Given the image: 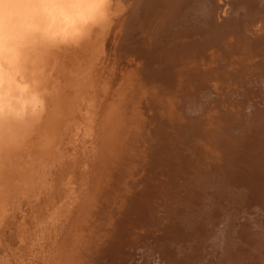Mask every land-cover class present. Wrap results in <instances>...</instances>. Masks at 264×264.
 Wrapping results in <instances>:
<instances>
[{
  "label": "rangeland",
  "instance_id": "obj_1",
  "mask_svg": "<svg viewBox=\"0 0 264 264\" xmlns=\"http://www.w3.org/2000/svg\"><path fill=\"white\" fill-rule=\"evenodd\" d=\"M32 1L33 0H21V2H32ZM122 1L123 0H121V2ZM214 1H215L214 6H218V7H215V9L213 10L215 12V13H213L214 16L212 15L213 22L211 25H213V27L209 26V29L207 27L205 32L204 31L200 32L197 38H192L193 40L190 39V41L188 40V38H190V33H188V32H184L181 35L177 36V32L175 31L179 28V27L177 28V26H179V24H180V26L181 25L187 26L188 24L185 20H184V22L182 20H178L177 18L179 15L177 16V18L175 16H172V18L169 19L168 18L169 15L167 14L168 13V11H167L168 7L163 6L162 8L157 10L159 12L155 11L152 13H147V12L143 13V12H140L138 4H135V2L130 1L129 3H125V6L123 4L122 8H120L118 10H116L117 9L116 8L113 11V15L117 11V16L115 14V16H116V17L114 16L115 20L113 17V22H111V24H109V22H108V25H107V22H106V26H108V29L107 28H101V25L95 27L94 29H92L90 31V35L82 43H80L78 46H75V47L59 46V45L50 46V45H47L45 43H41L40 47H36L35 45H36L37 40H35V39H31L29 42L26 43L27 46H29V45L31 46V48H29L28 51L30 52L33 50V52H31L29 54V52L27 53V51L25 50L23 57H22L23 66H21V65H15L14 66V68H17L15 75L20 76L21 74H23L25 78H30V76H31V79H34V80L36 79L35 82H34V80H32L33 81L32 84L34 83V88H32V90L34 92L33 94H34L35 102L36 101L41 102V104H42V111L39 114V116L37 113L33 114L30 111H26L25 113L27 115L32 114V115H35L34 117H36V116H38V117L36 118V120H33L32 121L33 123L30 124L27 128H19L18 130L20 132H13L10 129V125H8V124L6 126H4V128L2 127L3 129H1L2 133H4V134L6 133V135H7V136L2 135L3 137L1 136V138H0V140L2 139L0 141L1 144H4L2 146L7 147L8 146L7 144H9L10 148L13 150V154L11 153V151L4 154V156H8V157H5L7 159V161H9L11 159V163L9 162L11 164V166H8V167H12V169H13V166L16 167V163H19V162H16L18 160H16L17 157H15L16 156L15 154H17L16 152H18V151L21 152V154H22L21 156H23L24 162L19 163L18 169L9 170L10 172L13 171L10 174L11 177H10L9 181L0 179V264H62V262L64 261L63 257L64 258L66 257V256H64L66 253H64L65 251L63 250L64 249V246H63L64 242H66L64 239L67 238L66 236H68L69 233H70L69 234V236H70L72 234V231L74 233V232H76V230H77V232H79L80 230L81 231L84 230L83 229V227L85 228L84 225H86L87 230L85 228V231L87 234L82 235V233L80 231V233H79L80 235H78V237L79 236L82 237L83 242L86 239V237L88 238V235H89L88 233L91 232L90 233L91 235H89V236H93L92 234L97 232V233H95L96 234V236H95L96 240L98 237L97 234L102 233V234H100L101 238L100 237L99 238L102 239L104 237V240H103L104 244L100 243L101 246L103 245L102 246L103 248L101 246L99 247V243H97V241H95V239L93 238L92 239V240H94L93 243L98 244V246L91 243L92 246H90L89 251L79 249L78 250V253L80 251L79 254H81V253L88 254L89 256H91V258L92 257L95 258V259H91L87 255H85L86 257L84 256V258H85L84 261H80L81 264H90V263L91 264H99V263L100 264H148V263L149 264H151V263L156 264V262H157V264H168L169 260H168L167 256H168V251H170V249H171V245L173 243L172 241L174 240L173 238L177 237L180 240H183L186 237L185 235H189L190 231L192 234L195 232L194 238H197V239L193 238L194 239L193 240L194 242H193L191 239L189 240V237L187 236L188 238H185L183 240L184 241L183 243H182V241L180 242L186 247H184L182 244L179 243L181 246H183V251L185 252V254L183 255L184 252L182 251V256L180 257V259H182V257L184 258L185 256H187V257H185L186 259L180 260L179 264H191L192 262H193L192 264H194V263L200 264L199 261H201V260H202L201 262H204V261L206 262L205 258H207L208 262L210 261L209 263L206 262V264H213V262H215V256H217V257L221 256L220 252L222 249V245L220 246L219 242L223 243L224 241L221 240L220 228L223 226L224 220L219 216L217 217V215L215 214L216 213L215 207H217V210H219L215 201L212 202L211 198L209 200H207V198H209L208 193H209V195L212 194L214 192V189L216 188L215 184H213L214 182H212L214 180V178L216 177V174L221 175L225 172L224 167H222L223 166L222 162L228 161V163H229V161L232 160L233 158L236 159V161L238 160L239 162H240V160L241 161L245 160V162L249 161L250 155L248 153L250 152L249 149H251L249 146H250V144L253 143V142H251V140L249 138L252 137L254 132H256L258 135L259 131H260L259 129L264 128V122H263L264 121V109H263L264 108V105H263L264 104V83H263L264 77L262 76V75H264V73H263L264 72V70H263L264 66L263 65L261 66L263 69H262L260 74H257L259 76H257L255 74V72H258L259 68L257 70V68H255L253 66L254 63L257 61H259V64L260 63L264 64V59L261 58V57L264 58V56L261 54L262 52L257 50V47L260 45H262L264 47V4H262L260 6L261 8H259L258 10L256 9L255 3H252V5H249V6H252L251 16H249L247 18V20L244 21L245 23H243V20H242L241 24L236 25L238 16L236 14H234L236 18L233 16L235 18V19H233L232 14H231L235 11V4L233 3V0H223V1L222 0H214ZM261 1H262V3L264 2V0H261ZM3 3H4V0H0V6H2ZM111 3L114 5L115 2L114 1L112 2V0H111L109 3V6H112ZM220 3H222V4H220ZM224 3H226V4H224ZM126 5H128V6H126ZM123 7H125L124 9H126V8L127 9L124 10L122 13L121 9L123 10ZM219 7H221V8L219 9ZM230 7H231V10L229 9ZM225 9L230 10L229 11L230 13L226 12V11L224 12L223 10H225ZM232 10H233V12H232ZM118 12H119V14H118ZM138 12H140V13H138ZM227 13H229L231 15L229 20L225 19L226 17L230 16ZM122 14H124V15H122ZM120 16H122V17H120ZM117 17H119L118 18L119 20L116 19ZM106 19H108V14H107ZM120 20H121V22H120ZM225 20H227V21H225ZM234 22H236V23H234ZM116 23H118V26L116 25ZM120 23H122V24H120ZM153 23H155V24H153ZM181 23H183V24H181ZM224 24L226 26L225 28H224ZM231 24L232 25L235 24V26L237 27V29H238L237 31L239 32V34L241 36L240 40H242L244 43L246 42L245 46L242 45L243 42H241V44H240V45H242L241 46L242 48L240 47L242 52L241 51L239 52L238 49H235V51L237 50V53L235 52L234 55H231L232 52L230 51L231 52L230 55L232 57L229 55V53L225 54V52H223V50L221 49V46H224V44H227V43L230 44V42H231L230 45H234L235 47L240 46L238 43L235 44L237 33L235 32L236 30H234L233 27L229 26ZM261 24H262V26H261ZM201 25H202V23L199 24L198 26L195 25V30H196V28L197 29L199 28L201 30V27H200ZM109 26H111V28L113 26L114 32H115V29L118 27L117 29H119L122 32V34L118 38V41L116 43H115V41L113 42L114 46H116L118 48H114V46H113L112 48L114 50L116 49V51L111 50V52L109 53V56H108L107 54L109 52V50H108L109 49L108 48V44H109L108 42L109 41L108 40L105 41V38L107 39L108 35H104V34H105V32H107V30H110ZM151 26H152V28H151ZM254 28H256V29H254ZM102 29H104V32ZM100 30H102V31H100ZM99 32H101V33H99ZM153 33H155V34L153 35ZM229 33H231V34L236 33V34H234L233 35L234 37H233ZM168 34H169V36H168ZM259 34H261V35H259ZM103 35L105 36V38H102V37H104ZM222 35L224 37H222ZM228 35H231V36H228ZM89 37H91V38H89ZM128 37H130V38H128ZM95 38H97V39L95 40ZM217 38H218V40H217ZM247 38H248V40H247ZM122 39H126L125 43H124V40H122ZM129 39H131V41ZM173 39H175V40H173ZM245 39L247 41H244ZM111 40H112V38H111ZM128 40H129V42H128ZM216 40L219 42L216 43ZM224 40H225V42H224ZM226 40H227V42H226ZM95 41H96V43H95ZM135 41L136 42L142 41L141 44H143V46L140 45V42L136 43ZM186 41H187V43H186ZM102 42H103V44H102ZM220 42H221V44H220ZM110 43L113 44L112 42H110ZM193 43H196L195 44L196 46L193 45ZM222 43H224V44L222 45ZM201 44L204 47H202V50L200 52L205 53V54L208 53L206 56L209 55L210 57H211L212 52H214L215 55L213 54V56H215L214 59L216 61L217 60L219 61L218 58H220L221 56H222L221 58L223 59L228 55L231 57L229 59L227 56V58L230 61L229 63H231V64L228 65V69H226L227 65H226V68L224 67L225 65H221L222 72L217 73L216 71H214L215 73L211 74V76H210V79H212L211 81L208 80L209 77L206 81V78H207L206 76H205L206 78H204L202 76L200 78V76H198L199 80L200 79L201 80L200 81L198 79L197 80L199 82H201V84L197 82V85L194 87V89H192L193 88L192 85H195V84L192 80V77L190 76L192 74L189 72H191L194 69L192 67L195 64V62H196V64H195L196 67L198 65L199 68H200L201 64L203 63V61L207 62L205 65H202L201 67L202 68L206 67L207 69L206 68L205 69L209 72H210V70H211V72H213L211 68H213L215 66V65L213 66V64L216 63V61H214L213 58H208L209 56L206 59V58H204L205 55H202V53L199 55V53H200L199 50L201 49V46H202ZM126 45H128V46H126ZM160 45H161V47H160ZM186 46H187V48H186ZM214 46H215V48H214ZM219 46H220V48H219ZM248 46L252 47V49H250ZM181 47H182V49H180ZM243 47H245V48H243ZM260 47H258V48H260ZM103 48H106V50ZM144 48H146V50ZM161 48L163 50H161ZM183 48H184V50H183ZM254 48L261 55H259ZM147 49H148V51H147ZM171 49H173V53L178 51L177 49H180L181 52L178 54L176 52L175 54L172 55V58L170 59V62H169V63H171V62L172 63L170 64L169 69L171 70V72L178 69L180 73L178 72L177 75L175 73H173V74L171 73L168 75L169 77H167V78L163 77V80H162V78H160L157 75V72H156L157 70L155 69L156 63H159V61H160L159 55L164 54L163 57L166 58L165 53L171 52ZM36 50H37V52H36ZM150 50L152 51V53L150 52ZM249 50H250V53L247 54V52ZM208 51H210V52H208ZM220 51H222L223 53ZM105 52H106V54H105ZM112 52H114V54L115 53L116 54L114 55ZM143 52H145V53H143ZM146 52H148V55ZM138 53H140V54H138ZM187 53H189V55ZM241 53H243L244 56ZM244 53H246L247 55ZM251 53H253L252 54L253 57L250 55ZM103 54H105V55H103ZM149 54L150 55L152 54L151 55L152 57ZM193 54H196L197 56L199 55L200 58L203 59V61L199 57L196 58V55L192 56ZM220 54H222V55L220 56ZM110 55H113L114 57L112 56V58H111ZM182 55H184V56H182ZM236 55H239V56H236ZM245 55H246V57H245ZM29 56H30V58H29ZM100 56L103 57L102 58L103 60H104V57L106 56L105 57L106 59L104 60V62L102 60H101L102 62H100V59H101ZM216 56H218V57L216 58ZM156 57H157V59H155ZM191 57H193V59ZM235 57L238 59V61L241 60V62H243L244 59H246V61L248 60L249 64L246 65L245 71H244V68L242 69V71H240L241 72L240 74H242V75L239 74V71L234 72L231 69V68H237V63L235 62L237 60ZM242 57L244 59H242ZM135 58H136V61H134ZM149 58L152 60H150ZM153 58H154V60H153ZM184 58H186V59H184ZM194 58H196V60H194ZM113 59H115L116 61L115 60L113 61ZM139 59L141 61H139ZM179 59H181V61ZM231 59H232V61H231ZM176 60H178L177 61L178 64L176 63ZM198 60L200 62L199 63L200 65L197 64ZM211 60L214 61V63H210ZM137 61H139V62H137ZM109 62H111V64ZM148 62H150V63L152 62V63L148 64ZM173 62H175V63H173ZM95 63H98V64H95ZM106 63H107V65L109 64L110 67L105 66ZM136 63H139V64H136ZM181 63H183V65ZM209 63L212 65H210ZM99 64L102 68L99 66ZM101 64L104 66H102ZM131 66L133 68H130ZM177 66H178V68H177ZM98 67H100V68L98 69ZM104 67H106V68H104ZM138 67H139V69H138ZM261 67H260V69H261ZM109 68H110V70H109ZM22 69H23V72L21 73ZM96 69H97V71H96ZM101 69H103V71H101ZM129 69H135V70H133L135 72V73L133 72V74H136V75H134L135 80H139V81L142 80L140 82V85L138 84L139 88H137V91H134V89L131 88L132 86L130 87L132 93L138 92L137 94H140V97H139V95L136 94V96H138L136 98V102L141 101V103H139L140 104L139 106L136 104L137 105V108H135L136 111L134 110V108H131V109H132V112L135 111L132 113L134 115L133 118L135 117V115H137L139 117V119H141V120L143 119L142 123H143L145 131L147 133H145V134L143 133L141 135V138H139L138 141H134V147L135 148L133 150L131 148H130V150L128 149V144L126 142H125L126 145L122 144V145L126 146L125 152H123L125 157H124V155L121 157L122 153L119 156H120V158H125L123 161L124 168H123V171L119 172V174H116V177L114 178L115 180L111 182V180H113L112 175H107V176H109L108 177L109 179H107V176L103 177L104 173H101L102 176L100 175V177H99V175H97V170L94 168L96 167L95 164H97L99 159L102 160V157H103V156H101V155H103L102 151L99 152V150H101L100 145L102 147V144H101V142H99V139L100 138L103 139V137L101 135V132H102L101 129H103V124H102V123H104L103 120L106 121L105 120V116H106L105 112L110 107L116 108V106L114 105L115 103L110 102V101L112 99H113L112 101H114V102H117V100H119V99H117L116 96L119 94H122V92H119L120 88H122V87H124V89L123 88L121 89V91L124 90V92H123L124 95H122V97L124 96L123 98H125L123 100V102L129 100V97H127V96L128 95L130 96L132 94V93L126 94V93L130 92V88L126 91V88L130 86V85L128 86L126 84L132 83V82H129L130 79L128 80V78L126 77V76H128V75H126V72H128L127 70H129ZM137 69H138V71H136ZM152 69H154V70H152ZM99 70L103 73H101ZM104 70H106V71L109 70V71L106 72ZM225 70H227V71H225ZM246 70H248V71H246ZM98 71L100 73H98ZM111 72H113V73L111 74ZM107 73L111 77H114V75L116 74L118 79L121 78L120 79L121 83L117 81L118 79L116 80V76H115V80L117 82L115 81V83L113 81L114 78L111 79L110 76H108V78L110 77L109 78L110 80L108 78L106 80L105 77H106ZM220 73L222 76L219 75ZM250 73H251V75H252V73H254L252 75V77L250 76ZM99 74H101L100 76H102V77H100ZM119 74H121V75H119ZM215 74H216V79H214L212 77V76L215 77ZM38 75L39 76L43 75V76L39 77ZM119 76H122V77H119ZM138 76L140 77V79ZM141 76H143L144 78ZM103 77H104V81H102ZM145 77L149 78L147 83L144 82ZM249 77H251V78H249ZM132 78H133V76H132ZM202 78H204L205 80H203ZM125 79H126V81H125ZM42 80L45 83H43ZM94 80H96V81H94ZM38 81H40V83H38ZM191 81H192V83H191ZM223 81H224V83H223ZM125 82H126V84H125ZM142 82L146 83L147 85L142 84ZM172 82H173V84H172ZM202 82H204V83H202ZM225 82H227V83H225ZM116 83H120L121 85L116 84ZM219 83L222 85L219 86ZM236 83L238 85H236ZM35 84H37L36 85L37 87H35ZM111 84L114 85L113 88H112ZM166 84H167V86H166ZM174 84H175V88L170 89L169 86L172 85L171 87H174ZM116 85H117V87H119L118 89L116 88ZM230 85H231V87H230ZM43 86H45V87L43 88ZM83 86H84V88H82ZM41 87H42V89H41ZM188 87L190 88L189 89L190 92H189V90H186V89H188ZM111 88L114 92L111 90ZM222 88H224L226 93L224 92V90ZM228 88L231 89V91L226 90ZM148 89L150 92L148 91ZM179 89H180V91H179ZM251 89H253V90H251ZM34 90H36V91H34ZM157 90H158V93H157ZM177 90L180 94L179 93L177 94ZM181 90H182V93H181ZM198 90H199V92H197ZM106 91L110 92L111 94H114V95H111L110 93L107 94ZM125 91H126V93H125ZM151 91H152V93H151ZM191 91H193V94ZM234 91H235V93H234ZM228 92L231 95H229ZM189 93L191 95H193V97L191 95H189ZM115 94H116V96H115ZM215 94H217L218 96ZM261 94H262V96H261ZM62 95H64L65 98L67 99V104L68 105L70 104L69 106L67 105L65 108L61 107V104L58 103L59 102L58 98H60ZM108 95L110 97L111 96L112 97L115 96V97L110 99V97ZM147 95H149L148 98L150 99V101L147 100L148 99ZM67 97L70 100H68ZM49 98H50V100H49ZM120 98H121V96H120ZM130 98H131V96H130ZM237 98H238V100H237ZM249 98H251V99H249ZM57 99H58V101L55 102ZM144 99H145V101H144ZM152 100H154V101H152ZM181 100H182V102H179ZM242 100H244V101H242ZM257 100H258V102H257ZM71 101H72V104L70 103ZM108 101L110 102L109 104H108ZM147 101H149V102H147ZM212 102H214V103L212 104ZM150 104L155 105V107L153 105H150ZM158 104H159V106H158ZM239 104H241L242 106ZM224 105H226V107ZM120 106H121V104H120ZM245 106H246V108H245ZM67 107H69V108H67ZM70 107H72V108H70ZM177 107H180V108H177ZM256 108L258 110H256ZM181 109H182V111H181ZM250 109H252V110L250 111ZM137 111H139V112H137ZM176 111H177V113H176ZM52 113H54V114H52ZM197 113L199 114L198 116H197ZM208 113L211 114L212 116L211 115L207 116ZM144 115L146 117H148V119ZM191 115H193L195 117H193V116L191 117ZM200 115L203 116V119L199 117ZM235 115L237 117H235ZM243 115H245V116H243ZM101 116H102V118H101L102 120L99 118ZM196 116H197V118H196ZM242 117L244 118L243 120L241 119ZM97 118H99L98 119L99 121L97 120ZM208 119L210 120L209 122H207ZM233 119H234V121L232 122ZM54 120H55V122H54ZM100 120H101V122H100ZM177 120L180 122H178ZM212 120H214V122ZM198 121L200 123H198ZM253 121L255 123H253ZM97 122L100 124H98ZM176 122L182 124L179 128L183 127V129L180 130L183 134L180 133V135H178L177 133H179V132H177V131L174 132V130H176V129H173V128H175L174 126H175ZM127 123L129 124V122H127ZM190 123H195V125L197 123L196 126L193 125V127H192V128H195L193 130H196V131H192V129H191V133L189 132V129H187V126ZM231 123L233 124V126ZM132 124H133V122H130V125H132ZM184 124H186V125H184ZM227 124H229V125H227ZM234 124L236 126H234ZM96 125H98V126H96ZM130 125H128V126H130ZM8 126H9V128H6ZM197 126H200L202 128V130L200 129V127L197 130V128H196ZM207 126H208V128H207ZM221 126L224 128H222ZM157 127H158V129H157ZM165 127H166V129H165ZM225 127H227V128L230 127V129L227 130V128H225ZM203 128H205V129L203 130ZM224 129L227 130V133ZM232 129L235 131H233ZM10 130H11V132H9ZM183 130H185V131L183 132ZM161 131H163L162 134H160ZM171 131H172V133H170ZM229 131H230V133H229ZM168 133H169V137H168ZM173 133H174V135H173ZM225 134H227L229 136H227V135L225 136ZM217 135L223 141L221 139L219 141L216 140ZM249 135H251V136H249ZM196 136H197V138H196ZM163 137L167 140H165ZM173 137H176V138H173ZM228 137H230L229 140H228ZM219 138H217V139H219ZM15 139H17V140H15ZM158 139H159V141H158ZM11 142H13L14 144H10ZM97 143L98 144L100 143V145H97ZM161 146L164 147L165 149L162 148ZM193 146H195V147H193ZM211 146H215V147L211 148ZM235 147H237V148H235ZM155 148H156V150H155ZM213 148H215V149L212 150ZM122 149H123V147H122ZM102 150H103V147H102ZM161 150H163V151H161ZM122 151H124V149ZM128 152H130V153H128ZM163 152H164V154H163ZM9 153H10V156H9ZM229 153H230V155L228 156ZM95 154L96 155L99 154V159H98V156H96ZM234 154H235V157L233 156ZM11 156H13V157H11ZM95 156L97 157L98 161H96L97 159ZM100 156H101V158H100ZM126 156L128 157L129 161L126 160L127 159ZM179 157H181V158H179ZM8 158H10V159H8ZM13 160H15V161H13ZM164 160L165 161L170 160L171 165L165 164ZM125 161H127L128 164L125 163ZM12 162H14V163L12 164ZM63 163L66 164V166ZM167 165H169V167ZM178 166H179V168H178ZM202 167H203V169H202ZM60 168H61V171H60ZM213 168H215V169H213ZM124 169H126V170H124ZM194 169H196V170H194ZM117 171H119V170L117 169L116 172ZM196 171H199V172H197V174L200 173L199 174L200 176L195 174ZM215 171L217 173L216 174L214 173V175H211ZM63 172L64 173L66 172V174H64ZM100 172H102V170ZM100 172H99V174H100ZM148 172L149 173L152 172V173L149 174ZM208 172H210V173H208ZM58 173L62 174L63 177L58 179V181H59L58 186L56 185V187H55L54 185H55V182H57V181H55L54 179L57 178L56 176L59 175ZM121 174L123 175V177ZM144 174H145V176H144ZM147 174H149V175H147ZM150 175H151V177H150ZM152 175H155V176H152ZM170 176H172V177H170ZM146 177H149V179L153 178L155 180L152 179L153 183H151V181H149ZM165 177H167V178H165ZM100 178H101V180H100ZM98 180L103 182L102 183L103 186H100L101 182ZM107 180L108 181L110 180L109 183ZM53 181H55V182H53ZM96 181H98L100 184L97 183ZM105 181H106V186L104 185ZM185 181H186V183H185ZM95 182L97 184H99V187H100V189H102V192H100L101 190L99 189V187H96L97 184L94 186ZM146 182L148 183L149 187H145V186H147ZM154 182H155V184H154ZM138 183H140V185ZM144 183H146L145 186L143 185ZM156 183H157V185L158 184L159 185L157 186ZM52 184H54V185H52ZM124 184L126 185V187ZM245 185L246 184H242V185L238 184V185H236V187L238 186V187L245 189V187H247ZM142 186H143V188H142ZM242 186H244V187H242ZM102 187H104V188L106 187V189L104 190ZM140 187L142 190L140 189ZM204 187L206 190L204 189ZM207 187H208V189H210L209 190L210 192L208 191ZM93 188L95 191L93 190ZM144 188H148V189H150V191L147 190V192H146V191H144V190H146ZM193 188H195V189H193ZM98 189H99V191H98ZM90 190H92V192ZM140 190H141V192L143 191V192L148 193V194L145 195L143 192H142L143 194H141V192H139ZM137 191H138V193H137ZM201 191L202 192L205 191V193L204 192L202 193ZM93 192H96L97 194L93 193ZM56 193H57V195H56ZM59 193H60L61 197L59 196ZM92 193L94 195H96L97 197H95ZM200 193H202V194H200ZM139 194H140V196H139ZM206 194H207V196H205ZM53 195H55V196H53ZM143 195H144V197H143ZM135 196H136V198H135ZM101 197L103 198V200H101L103 205L101 204V206H99L98 203L99 204L101 203V201H100ZM189 197L192 199H190ZM198 197L200 198V200ZM205 197H207V198H205ZM94 198L97 199V201H96L97 206L95 205V207H94V205H93V207H92V203L95 202V200H96V199L94 200ZM137 199H138V201H137ZM202 199H203L204 203L202 202ZM219 199L220 198L218 196V202H220L222 200V199H220V200ZM92 200H93V202H92ZM191 200H194V201L191 202ZM197 201H198V204H195V203H197ZM263 201H261V202H263ZM205 202H206V204H205ZM209 202L213 203V204H210ZM208 205H210V206H208ZM197 206H199V207H197ZM203 206L209 208L210 211H211V208L213 209L212 210L213 215L210 213L212 215V216H210V214H209L210 225L207 224L210 228H208L207 225H205V224L202 225L201 223H203V221L201 223H199L201 221L199 215L200 214L204 215L203 211H201L202 209H204ZM221 206H223V205H221ZM255 206L256 207L251 208L250 210L247 209L246 211L254 215L252 220H254V224L256 226L257 225L256 220L261 219V217H262L261 215L264 212V209L262 211H260L261 215L258 214L259 216H261V217H259L258 215L256 216V210H257V207H259V206L258 205H255ZM89 208L91 209L90 212L93 211L92 214L87 211V210H89ZM196 208H197V210L200 209V211L203 214L200 211H197ZM106 209H109V210H106ZM193 209H195V211ZM240 210H242V208L241 209H239V208L235 209V213H238ZM86 211L88 212V214L90 213L92 215L91 216V215L87 214L88 216L91 217V218L88 217L87 218L88 220L86 219V214L84 213ZM108 211H110V212H108ZM190 211L192 212V214ZM250 211H252V212H250ZM170 212H171V214H170ZM107 213L110 215L109 216L110 218L108 217L110 219L109 220L110 223H109V221H107L108 218H106L108 216ZM101 214H102V216H99ZM104 215H105V217H104ZM191 215H194V216L192 217ZM242 215H243V213L239 212L238 213V219H242L241 218ZM263 215H264V213H263ZM82 216H85V217H82ZM94 217H95V219H94ZM102 217H104V218H102ZM121 217H124V218H121ZM196 217H198V218L196 219ZM89 218H90V220H89ZM99 218H101V219H99ZM136 218H137V221L135 220ZM219 218H220V220H219ZM82 219L84 221H82ZM211 219H213V221H211ZM101 220L103 223L106 220V223H104L102 225ZM190 220H191V222H188ZM198 220H200V221H198ZM214 220L216 222H214ZM97 221L101 222V223H98ZM112 221L114 224L112 223ZM184 221H186V222L184 223ZM196 221H198L199 225H198V223H196ZM221 221H223V222H221ZM80 222L81 223L84 222L85 224L83 223V225H82ZM95 222H97V223H95ZM242 222H245V221H243V219H242ZM187 223H191V225L189 224V226H187L186 225ZM192 223H194V224H192ZM217 223H219V224H217ZM95 224H97V225H95ZM99 224L101 227L98 228L97 226H99ZM166 224H168V225H166ZM184 224L187 227L183 226ZM94 225L96 226V228H98V230L101 229L102 232H101V230L98 231L97 229H96L97 231L95 229L93 230L92 228L94 227ZM105 225H106V227H105ZM195 225L198 226L197 228H195V230H191L188 228V227L191 228ZM81 226H83V227H81ZM102 226L107 228L106 233L104 232L105 230L103 231V229H105V228H103ZM110 226H112L111 232H109ZM241 226L242 227L245 226L244 223H242ZM90 227H92V228H90ZM233 227H234V225H233ZM60 228H62V229H60ZM88 229L89 230L92 229L93 231L92 230L88 231ZM255 230H257V226L255 227ZM85 231H82V232L84 233ZM198 231H200L201 233ZM98 232H100V233H98ZM154 232H156V233H154ZM158 232H159V234H158ZM187 232H189V233H187ZM104 234H106V235H104ZM141 234H143V235H141ZM85 235H87V236L85 237ZM214 235H215V238H214ZM108 236H109V238H108ZM202 236H204V237H202ZM204 239H206V240H204ZM92 240L91 241L89 240V241L92 242ZM99 240H98V242H99ZM188 240H189V243L191 242L190 245H188L189 243H187ZM207 240H210V241L207 242ZM185 241L187 244L185 243ZM205 241L207 243L210 242L208 244L209 247L207 246ZM87 243H88V241H87ZM140 244H141V246H140ZM196 244H197V246H196ZM204 244H205V246H204ZM191 245H192V248L194 247L193 250H195V252H193ZM243 245H244V243H243ZM188 246H190L189 247L190 249L187 248ZM201 246H203V247H201ZM91 247H92V250H91ZM107 247H108V249H107ZM110 247H111V249H110ZM212 247H213V249H212ZM236 247H232L229 249L230 254H232L234 252L232 255V258L235 255ZM86 248H89V247H86ZM184 248L186 251L184 250ZM204 248H206V249H204ZM187 250H189V251H187ZM212 250L214 251V253L212 252ZM138 251H139V253H138ZM207 251L208 252L210 251L213 254L210 255L211 253L210 252L208 253ZM131 254H132V256H131ZM109 255H110V257H109ZM60 256H62V258ZM70 256L66 257V258H68L67 260L69 261L71 259V261H73L72 260L73 256L72 255H70ZM99 256L101 259L99 258ZM101 256H103V257H101ZM196 256L199 257L200 260L198 258H196ZM209 256H211V257H209ZM188 257L191 258V260ZM201 257L204 259H201ZM158 258H160V260ZM192 258H194V259H192ZM232 258H230L229 260L231 261ZM195 259H197L199 261L197 262ZM234 259H235V257L232 260H234ZM157 260H159V261H157ZM185 260H188V261H185ZM80 262H77V264H80Z\"/></svg>",
  "mask_w": 264,
  "mask_h": 264
},
{
  "label": "bare ground",
  "instance_id": "obj_2",
  "mask_svg": "<svg viewBox=\"0 0 264 264\" xmlns=\"http://www.w3.org/2000/svg\"><path fill=\"white\" fill-rule=\"evenodd\" d=\"M110 1L111 0H100V2L101 3H104V4H106V6H107V14H108V19H106V21H104L103 23H101L100 25H101V28H107L108 29V26H106V22H107V25H108V22H109V24H111V22H113V17L115 16V14H116V16H117V11L115 12V14L113 15V11L116 9V10H118V9H120V8H122V6H123V4H124V6H125V3H129L130 1H133V2H135V4H138L139 5V10H140V12H143V13H145V12H147V13H152V12H155V11H157L158 9H160V8H162L163 6H166V7H168V18L169 19H171L172 18V16H175L176 18H177V16H178V20H182L183 22H184V20L187 22V26H185V25H181L180 26V24H179V26H177V30H175L176 32H177V36H179V35H181L182 33H184V32H188V33H190V38H188V40L190 41V39H192V38H197L198 37V35H199V33L200 32H205L206 31V28L208 27V29H209V26H211V27H213V25H211L212 24V22H213V17H212V15H213V13H215L213 10L215 9V7H218V6H214V0H123L122 2H121V0H112V2L114 1L115 3H114V5L111 3V5L112 6H109V3H110ZM223 1V0H222ZM32 2H43L42 3V6H41V9L39 10V12L37 13V15H36V18L29 24V28L31 29V32L32 33H30L28 36H26V37H18L15 41H14V43H13V45H12V49H13V53H14V56H13V67H12V71H11V75L10 76H8V75H6V73L3 71V65H2V63H0V131H1V129H3L4 128V126H6L7 124L8 125H10V129L13 131V132H20L18 129L19 128H27L30 124H32L33 122V120H36V118L39 116V114L41 113V111H42V104H41V102H35V99H34V92H33V90H32V88H34V83L32 84V80H34V79H31V76H30V78H25L24 77V75L23 74H21L19 77L18 76H16L15 75V73H16V71H17V68H14V66L15 65H21V66H23V63H22V57H23V54H24V52H25V50L27 51V53L29 52L28 50H29V48H31V46L29 45V46H27L26 45V43L27 42H29L31 39H35V40H37L36 39V36H35V33H37V32H39V33H41V35H42V37L43 38H51V39H55L56 37H58V36H64V37H66V36H69V35H72V34H74V32H73V29L75 28V26L78 24V23H82V22H86L88 19H90L91 17H92V15H93V12H92V4L91 3H93V2H95V0H33ZM119 3V4H118ZM233 3L235 4V11L233 12V10H232V12L233 13H231L232 14V18L233 19H235L236 17H235V15L234 14H236L237 16H238V18H237V23L236 22H234V23H236V25L238 24H241L242 22V20H243V23H245L244 21H246L247 20V18L249 17V16H251V14H252V12H251V8H252V6H249V5H252V3H255V6H256V9L258 10L259 8H261L260 6L262 5V4H264V2L262 3V1L261 0H233ZM218 4V3H217ZM220 4H222V3H220ZM224 4H226V3H224ZM223 4V5H224ZM228 4V3H227ZM126 6H128V5H126ZM227 6V5H226ZM233 6V5H232ZM225 7V6H224ZM125 7H123V10L121 9V11H122V13H123V11L124 10H126V9H124ZM221 7H219V9H220ZM230 10H231V7L229 8ZM222 10V9H221ZM230 10H223L224 12L226 11V12H229ZM222 11V12H223ZM140 12H138V13H140ZM157 12H159V11H157ZM125 13V12H124ZM219 13V12H218ZM217 13V14H218ZM230 13V12H229ZM229 13H227L228 15H230ZM118 14H119V12H118ZM121 14V13H120ZM154 14V13H153ZM216 14V15H217ZM122 15H124V14H122ZM115 16V17H116ZM214 16V15H213ZM235 18H234V17ZM115 17H114V20H115ZM120 17H122V16H120ZM160 17V16H159ZM231 17V15L230 16H228V17H224L225 19H227V20H229V18ZM119 17H117L116 19H118ZM148 18V17H147ZM165 18V17H164ZM221 18V17H220ZM223 18V17H222ZM136 19V18H135ZM163 19V18H162ZM108 20V21H107ZM119 20V19H118ZM126 20V19H125ZM158 20V19H157ZM223 20V19H222ZM227 20H225V21H227ZM235 21V20H234ZM120 22H121V20H120ZM166 22V21H165ZM173 22V21H172ZM259 22V21H258ZM119 23V22H118ZM118 23H116V25L118 26ZM158 23V22H157ZM202 23V25L200 26L201 27V30L198 28H196V30H195V25H199V24H201ZM113 24V23H112ZM115 24V23H114ZM120 24H122V23H120ZM153 24H155V23H153ZM181 24H183V23H181ZM229 24V23H228ZM114 26V25H113ZM113 26H112V28H111V26H109V29L110 30H107V32H105V34L104 35H108V37H107V39L105 38V36L104 37H102V38H105V41H109L107 44H108V50H109V52H108V56H109V53L111 52V50L112 51H116V49L114 50L112 47L114 46V41H115V43L118 41V38L121 36V34H122V32L119 30V29H115V32H114V28H113ZM153 26V25H152ZM152 26H151V28H152ZM230 27H233L234 28V30H236L235 32L237 33H233V34H231V33H229V34H231L232 36L234 35V34H236L237 36H236V41H235V44L236 43H238L239 45L241 44V42H243L242 40H240V38H241V36H240V34H239V32L237 31L238 29H237V27L235 26V24H231V25H229ZM261 26H262V24H261ZM115 27V26H114ZM133 27V26H132ZM131 27V28H132ZM187 27V28H186ZM210 27V28H211ZM218 27V26H217ZM226 26H225V24H224V28H225ZM236 27V28H235ZM130 28V29H131ZM175 28V27H174ZM252 28V27H251ZM254 29H256V28H254ZM103 30V32H104V29H102ZM102 30H100V31H102ZM151 30V29H150ZM172 30V29H171ZM153 31V30H152ZM150 32V31H149ZM169 32V31H168ZM174 32V31H173ZM222 32V31H221ZM99 33H101V32H99ZM107 33V34H106ZM263 33V32H262ZM152 34V33H151ZM155 33H153V35H154ZM211 34V33H210ZM254 34V33H253ZM90 35V34H89ZM99 35V34H98ZM231 35H228V36H231ZM240 37H239V36ZM259 35H261V34H259ZM97 36V35H96ZM131 36V35H130ZM135 36V35H134ZM168 36H169V34H168ZM166 37V36H165ZM188 37V36H187ZM222 37H224L223 35H222ZM234 37V36H233ZM247 37V36H246ZM245 37V38H246ZM89 38H91V37H89ZM111 38H112V40H111ZM128 38H130V37H128ZM97 38H95V40H96ZM185 39V38H184ZM187 39V38H186ZM199 39V38H198ZM223 39V38H222ZM244 39V38H243ZM103 40V39H102ZM111 40V41H110ZM122 40H124V43H125V40L126 39H122ZM121 40V41H122ZM130 41H131V39H129ZM129 40H128V42H129ZM173 40H175V39H173ZM193 40V39H192ZM196 40V39H195ZM217 40H218V38H217ZM216 40V43L217 42H219V41H217ZM247 40H248V38H247ZM246 39L244 40V41H247ZM104 41V40H103ZM166 41V40H165ZM180 41V40H179ZM178 41V42H179ZM184 41V40H183ZM231 41V40H230ZM229 41V42H230ZM110 42H112L113 44H111ZM136 42V41H135ZM134 42V43H135ZM138 42H140V41H138ZM138 42H136V43H138ZM224 42H225V40H224ZM226 42H227V40H226ZM41 43H44L43 42V40H37V42H36V47H40V44ZM95 43H96V41H95ZM105 43V44H106ZM123 43V44H124ZM133 43V42H132ZM142 43V41L140 42V45H142L143 46V44H141ZM157 43V42H156ZM183 43V42H182ZM186 43H187V41H186ZM185 43V44H186ZM244 43V42H243ZM242 43V45H244L245 46V44H246V42L243 44ZM251 43V42H250ZM94 44V43H93ZM102 44H103V42H102ZM196 43H193V45H195ZM204 44V43H203ZM209 44V43H208ZM220 44H221V42H220ZM224 43H222V45H223ZM230 44H231V42H230ZM229 43H227V44H224V46H221V49L223 50V52H225V54H227V53H229V55H230V53L232 52V54L231 55H234V53L236 52L237 53V50L235 51V49H238V51L240 52L241 51V49H240V47L242 46V45H240V46H238V47H235L234 45H230ZM248 44V43H247ZM117 45V44H116ZM133 45V44H132ZM150 45V44H149ZM184 45V44H183ZM202 45V44H201ZM107 46V45H106ZM110 46V47H109ZM124 46V45H123ZM122 46V47H123ZM126 46H128V45H126ZM130 46V45H129ZM141 46V47H142ZM188 46V45H187ZM187 46H186V48H187ZM196 46V45H195ZM207 46V45H206ZM205 46V47H206ZM216 46V45H215ZM215 46H214V48H215ZM261 46V47H260ZM260 46H258V47H260V48H258L257 46V50L258 51H260V52H262L261 54L264 56V47L262 46V45H260ZM3 42L2 41H0V58H2V55H3ZM104 47V46H103ZM138 47V46H137ZM160 47H161V45H160ZM189 47V46H188ZM202 47H204L203 45L201 46V49L199 50V52L202 50ZM217 47V46H216ZM250 49H252V47H250V46H248ZM35 48V47H34ZM114 48H118V47H116V46H114ZM125 48V47H124ZM133 48V47H132ZM136 48V47H135ZM219 48H220V46H219ZM218 48V49H219ZM242 48V47H241ZM243 48H245V47H243ZM263 48V49H262ZM33 49V48H32ZM103 49H105L106 50V48H103ZM145 50H146V48H144ZM152 49V48H151ZM180 49H182V47L180 48ZM180 49H177L178 51H176L177 52V54L178 53H180L181 51H180ZM248 49V48H247ZM255 49V48H254ZM107 50V51H108ZM122 50V49H121ZM132 50V49H131ZM144 50V51H145ZM161 50H163L162 48H161ZM183 50H184V48H183ZM217 50V49H216ZM256 50V49H255ZM257 50H256V52H257ZM147 51H148V49H147ZM158 51V50H157ZM196 51V50H195ZM211 51V50H210ZM210 51H208V52H210ZM231 51V52H230ZM253 51V50H252ZM31 52H33V50L32 51H30L29 52V54L31 53ZM36 52H37V50H36ZM101 52V51H100ZM138 52V51H137ZM136 52V53H137ZM141 52V51H140ZM150 52L152 53V51L150 50ZM149 52V53H150ZM175 52V53H176ZM184 52V51H183ZM192 52V51H191ZM197 52V51H196ZM219 52V51H218ZM220 52H222V51H220ZM222 52V53H223ZM242 52V51H241ZM247 52V51H246ZM113 54H114V52H112ZM111 53V54H112ZM120 53V52H119ZM142 53V52H141ZM143 53H145V52H143ZM147 53V55H148V52H146ZM172 53V54H171ZM175 53H173V49H171V52H167V53H165L166 54V58L165 57H163V55H159V59H160V61H159V63H156V72H157V75L160 77V78H162V80H163V77L164 78H167V77H169L168 75L169 74H173V73H175L176 75H177V73L179 72V70L177 71V70H174L173 72H171V70L169 69V67H170V64L172 63H169L170 62V59L172 58V55L173 54H175ZM193 53V52H192ZM202 52H200L199 53V55L201 54ZM216 53V52H215ZM248 53H250V50L247 52V54ZM255 53V52H254ZM259 55H261L259 52H257ZM105 54H106V52H105ZM105 54H103V55H105ZM116 54V53H115ZM114 54V55H115ZM138 54H140V53H138ZM186 54V53H185ZM188 55H189V53H187ZM197 54V53H196ZM196 54H193L192 56H194V55H196ZM208 53H202V55H207ZM211 54V53H210ZM213 54H214V52H212V54H211V57L209 56H204V58H206L207 59V57L208 58H213V60L214 61H216L215 59H214V57L215 56H213ZM217 54V53H216ZM242 55H243V53H241ZM244 54H246V53H244ZM246 54V55H247ZM252 54L253 53H251L250 55L252 56ZM129 55V54H128ZM150 55V54H149ZM152 55V54H151ZM150 55V56H151ZM154 55V54H153ZM197 56L196 55V58H200V56ZM215 55V54H214ZM222 54H220V56H221ZM230 55V56H231ZM246 55H245V57H246ZM107 56V57H108ZM111 56V58H112V56L113 55H110ZM134 56V55H133ZM182 56H184V55H182ZM181 56V57H182ZM213 56V57H212ZM225 56V55H224ZM228 56V55H227ZM227 56L225 57V58H218L219 59V61L217 62L216 61V63H214V61H212L211 60V62L210 63H214L213 64V68H211L212 69V71L213 72H211V70H210V72L209 71H207L206 69V67H204V68H202L201 66L202 65H205L207 62H205V61H203V59L202 58H200V59H202V61H203V63L201 64V66H200V68L198 67V65H197V67H196V62H195V64L193 65V67L192 68H194L191 72H189V73H191L192 75H190L191 77H192V80H193V82H194V84L195 85H192V89H194V87L197 85V82L198 83H200L201 84V82H199L200 80H199V77L198 76H200V78H201V76L202 77H204V78H206V81H207V79H208V77H209V79L208 80H212V79H210V76H211V74H214L215 72L214 71H216L217 73L218 72H222V68H221V65H225L224 67L226 68V65H227V68L226 69H228V65L229 64H231V63H229L230 61H229V59L232 57H230V56H228V58H227ZM236 56H239V55H236ZM244 56V55H243ZM249 56V55H248ZM258 56V55H257ZM42 57V56H41ZM101 57V59H100V62H104V60L106 59L105 57H104V60L102 59L103 57L102 56H100ZM114 57V56H113ZM117 57V56H116ZM126 57V56H125ZM152 57V56H151ZM175 57V56H174ZM202 57V56H201ZM218 56H216V58H217ZM253 57V56H252ZM255 57V56H254ZM29 58H30V56H29ZM192 59H193V57H191ZM196 58H194V60H196ZM236 58V57H235ZM234 58V59H235ZM239 58V57H238ZM241 58V57H240ZM262 59H264L263 57H261ZM109 59V58H108ZM107 59V60H108ZM150 59V58H149ZM155 59H157V57L155 58ZM158 59V60H159ZM166 59V60H165ZM184 59H186V58H184ZM190 59V58H189ZM199 59V60H200ZM242 59H244L243 57H242ZM48 60V59H47ZM97 60V59H96ZM102 60V61H101ZM110 60V59H109ZM115 59H113V61H114ZM138 60V59H137ZM148 60V59H147ZM150 60H152V59H150ZM153 60H154V58H153ZM180 61H181V59H179ZM199 60H198V62H197V64H199L200 62H199ZM205 60V59H204ZM210 60V59H209ZM236 60L237 61H235L236 63H237V68H231L232 69V71H239V74L241 73L240 71H242V69L244 68V71H245V67H246V65H248L249 63H248V60L246 61V59H244L243 60V62H241V60H239L238 61V59L236 58ZM98 61V60H97ZM112 61V60H111ZM116 61V60H115ZM128 61V60H127ZM134 61H136V58H135V60ZM139 61H141L140 59H139ZM139 61H137V62H139ZM173 61V60H172ZM177 61L178 60H176V63H177ZM201 61V60H200ZM231 61H232V59H231ZM262 61V60H261ZM40 62V61H39ZM108 62V61H107ZM153 62V61H152ZM151 62V63H152ZM165 64H163V63ZM110 64H111V62H109ZM133 63V62H132ZM150 62H148V64H151ZM154 63V62H153ZM173 63H175V62H173ZM180 63V62H179ZM194 63V62H193ZM209 63V64H210ZM247 63V64H246ZM95 64H98V63H95ZM136 64H139V63H136ZM141 64V63H140ZM178 64V63H177ZM182 65H183V63H181ZM188 64V63H187ZM102 65V64H101ZM200 65V64H199ZM210 65H212V64H210ZM209 65V66H210ZM251 65V64H250ZM264 66V64H259V61H257V62H255L254 63V67L255 68H257V70H258V68H259V70H258V72H255V74L257 75V74H260L261 73V71H262V67L261 66ZM98 66V65H97ZM96 66V67H97ZM99 66H100V64H99ZM102 66H104V65H102ZM105 66H109V64L107 65V63L105 64ZM129 66V65H128ZM140 66V65H139ZM150 66V65H149ZM148 66V67H149ZM101 67V66H100ZM100 67H98V69L100 68ZM110 67V66H109ZM180 67V66H179ZM208 67V66H207ZM223 67V66H222ZM236 67V66H235ZM260 67H261V69H260ZM102 68V67H101ZM104 68H106V67H104ZM103 68V69H104ZM114 68V67H113ZM130 68H133L132 66L130 67ZM176 68V67H175ZM177 68H178V66H177ZM182 68V67H181ZM206 68V69H205ZM103 69H101V71H103ZM136 69V68H135ZM135 69H129V70H127L128 72H126V75H128V76H126L127 78H128V80L130 79V81L129 82H132V83H130V84H126V82H125V84L126 85H130L129 87H127L126 88V91L131 87L132 89H134V91H137V88H139V85H140V82L142 81H139V80H135V76L134 75H136V74H133V70H135ZM138 69H139V67H138ZM138 69L136 70V71H138ZM148 69V68H147ZM209 69V68H208ZM234 69V70H233ZM254 69V68H253ZM109 70H110V68H109ZM109 70H107V71H109ZM143 70V69H142ZM152 70H154V69H152ZM230 70V69H229ZM264 70V69H263ZM96 71H97V69H96ZM100 71V70H99ZM98 71V73H100ZM104 71H106V70H104ZM106 71V72H107ZM141 71V70H140ZM146 71V70H145ZM225 71H227V70H225ZM246 71H248V70H246ZM260 71V72H259ZM23 72V69L21 70V73ZM105 72V73H106ZM142 72V71H141ZM224 72V71H223ZM231 72V71H230ZM229 72V73H230ZM233 72V73H234ZM27 73V72H26ZM97 73V72H96ZM97 73V74H98ZM101 73H103V72H101ZM109 73V72H108ZM107 73V75H106V77H105V79L107 80V78H108V76H110L109 74ZM113 72H111V74H112ZM129 73V74H128ZM135 73V72H134ZM180 73V72H179ZM184 73V72H183ZM188 73V72H187ZM228 73V74H229ZM243 73V72H242ZM247 73V72H246ZM264 73V72H263ZM262 73V74H263ZM38 74V73H37ZM174 74V75H175ZM185 74V73H184ZM237 74V73H236ZM245 74V73H244ZM254 73H252V75H253ZM101 74H99V76H100ZM119 75H121V74H119ZM219 75H221V73L219 74ZM240 75H242V74H240ZM239 75V76H240ZM248 75V74H247ZM252 75H251V73H250V76L252 77ZM39 76V75H38ZM40 76H43V75H40ZM39 76V77H40ZM105 76V75H104ZM115 76H116V80L118 79L117 78V75L115 74L114 75V77H111V79L112 78H114L113 79V81H114V83H115ZM132 76H133V78H132ZM206 76V77H205ZM222 76V75H221ZM227 76V75H226ZM257 76H259V75H257ZM263 77H264V75H262ZM35 77V76H34ZM100 77H102V76H100ZM99 77V78H100ZM109 77V78H110ZM119 77H122V76H119ZM130 77V78H129ZM139 77V76H138ZM141 77H143V76H141ZM172 77V76H171ZM214 79H216V74H215V77L214 76H212ZM246 77V76H245ZM251 77H249V78H251ZM108 78V79H109ZM144 78V77H143ZM204 78H202L203 80H205ZM231 78V77H230ZM243 78V77H242ZM254 78V77H253ZM38 79V78H37ZM43 79V78H42ZM121 79V78H120ZM120 79H118L117 81L118 82H120L121 83V80ZM123 79V78H122ZM139 79H140V77H139ZM148 77H145V81L144 82H146L147 83V81H148ZM157 79V78H156ZM199 81H198V80ZM220 79V78H219ZM226 79V78H225ZM229 79V78H228ZM101 80V79H100ZM110 80V79H109ZM120 80V81H119ZM133 80V81H132ZM230 80V79H229ZM228 80V81H229ZM254 80V79H253ZM252 80V81H253ZM36 81V79L34 80V82ZM41 81V80H40ZM40 81H38V83H40ZM61 81V80H60ZM94 81H96V80H94ZM99 81V80H98ZM102 81H104V77H103V79H102ZM101 81V82H102ZM116 81V82H117ZM125 81H126V79H125ZM137 81V82H136ZM168 81V80H167ZM166 81V82H167ZM187 81V80H186ZM247 81V80H246ZM42 82H43V80H42ZM82 82V81H81ZM93 82V81H92ZM91 82V83H92ZM150 82V81H149ZM188 82V81H187ZM190 82V81H189ZM245 82V81H244ZM250 82V81H249ZM254 82V81H253ZM37 83V84H38ZM43 83H45V82H43ZM86 83V82H85ZM84 83V84H85ZM120 83H116V84H119V85H121ZM146 83H143L142 82V84H146ZM154 83V82H153ZM177 83V82H176ZM186 83V82H185ZM184 83V84H185ZM191 83H192V81H191ZM202 83H204V82H202ZM212 83V82H211ZM223 83H224V81H223ZM225 83H227V82H225ZM243 83V82H242ZM264 83V82H263ZM262 83V84H263ZM37 84H35V87H37L36 85ZM132 84V85H131ZM139 84V85H138ZM168 84V83H167ZM167 84H166V86H167ZM172 84H173V82H172ZM245 84V83H244ZM42 85V84H41ZM45 85V84H44ZM65 85V84H64ZM102 85V84H101ZM112 85V84H111ZM110 85V86H111ZM123 85V84H122ZM147 85V84H146ZM165 85V84H164ZM169 85V84H168ZM187 85V84H186ZM185 85V86H186ZM220 85H222V84H220L219 83V86ZM236 85H238L237 83H236ZM39 86V85H38ZM46 86V85H45ZM45 86H43V88L45 87ZM162 86V85H161ZM172 86V85H171ZM171 86H169L170 87V89L172 88V89H174L175 88V84H174V87H171ZM182 86V85H181ZM235 86V85H234ZM114 87V85H112V88ZM184 87V86H183ZM191 87V86H190ZM214 87V86H213ZM230 87H231V85H230ZM31 88V89H30ZM40 88V87H39ZM63 88V87H62ZM82 88H84V86L82 87ZM112 88H111V90H112ZM116 88L118 89L119 87H117V85H116ZM123 89H124V87H122ZM122 88H120V90H119V92H122V94H119L118 92V94L119 95H117L116 96V94H115V96L117 97V99H119V100H117V102H114V101H110V102H113V103H115L114 105L116 106V108L115 107H110V108H108V110L105 112L106 113V116H105V120L106 121H104L103 120V122L104 123H102L103 124V129H101L102 130V132H101V135H102V137H103V139H99V142H101V144H102V147H103V150H102V147H101V145H100V143L98 144L97 143V145H100V148H101V150H99V152L100 151H102V153H103V155H101L99 152V154L101 155V156H103L102 157V160L101 159H99V154L98 155H96V156H98V159H99V161H98V159H97V157H96V161H98L97 162V164H95V168L94 169H96L97 170V175H99V177H100V175L102 176V174L101 173H104L103 174V177L104 176H107V175H112L113 177V180H111V182L112 181H114L115 179V177H116V174H119V172H121V171H123V168H124V164H123V161H124V159L125 158H120V156L119 155H121V153H122V155H121V157L124 155V153L123 152H125V147L126 146H124V145H126L125 144V142L128 144V149L130 150V148L133 150L135 147H134V141H138L139 140V138H141V135L144 133H147L146 131H145V128H144V125H143V123H142V121H143V119L141 120V119H139V117L137 116V115H135V117L133 118V112H135L136 110H135V108H137V105L139 106L140 104L139 103H141V101H137L136 102V98L138 97V96H136V94L138 93V92H134V93H132L131 92V88H130V92L129 93H126V91H125V93L126 94H130V93H132L130 96H131V98H130V96L128 95L127 97H129V100H127V101H125V102H123V100L125 99V98H123L122 97V95H124L123 94V92H124V90H122L121 91V89ZM153 88V87H152ZM41 89H42V87H41ZM177 89V88H176ZM190 88L188 87V89H186V90H189ZM199 89V88H198ZM223 90H224V88H222ZM94 90V89H93ZM103 90V89H102ZM115 90V89H114ZM139 90V89H138ZM200 90V89H199ZM199 90L197 91V92H199ZM221 90V89H220ZM226 90H230L231 91V89H226ZM234 90V89H233ZM250 90V89H249ZM251 90H253V89H251ZM34 91H36V90H34ZM108 91V90H107ZM106 91V92H107ZM113 91V90H112ZM116 91V90H115ZM118 91V90H117ZM133 91V90H132ZM148 91H149V89H148ZM176 91V90H175ZM179 91H180V89H179ZM185 91V90H184ZM105 92V91H104ZM114 92V91H113ZM112 92V93H113ZM150 92V91H149ZM173 92V91H172ZM189 92H190V90H189ZM192 92V94H193V91H191ZM212 92V91H211ZM224 92H225V90H224ZM50 93V92H49ZM81 93V92H80ZM110 92H107V94H109ZM151 93H152V91H151ZM157 93H158V90H157ZM175 93V92H174ZM179 92H178V90H177V94H178ZM181 93H182V90H181ZM226 93V92H225ZM229 93V92H228ZM234 93H235V91H234ZM240 93V92H239ZM252 93V92H251ZM111 94V93H110ZM156 94V93H155ZM173 94V93H172ZM180 94V93H179ZM111 95H114V94H111ZM137 95H139V97H140V94H137ZM146 95V94H145ZM189 95H191L190 93H189ZM215 95H217V94H215ZM229 95H231L230 93H229ZM254 95V94H253ZM101 96V95H100ZM109 96V95H108ZM114 96V97H115ZM120 96H121V98H120ZM175 96V95H174ZM192 97H193V95H191ZM218 96V95H217ZM236 96V95H235ZM261 96H262V94H261ZM260 96V97H261ZM50 97V96H49ZM110 97V96H109ZM114 97H110V99L111 98H114ZM126 97V98H127ZM146 97V96H145ZM149 97V95H147V98ZM181 97V96H180ZM229 97V96H228ZM55 98V97H54ZM61 98V99H60ZM60 98H58L59 99V102L58 103H60L61 104V107H66L68 104H67V99L65 98V96L64 95H62ZM68 98V97H67ZM133 98V99H132ZM143 98V97H142ZM146 98V99H147ZM151 98V97H150ZM173 98V97H172ZM185 98V97H184ZM48 99V98H47ZM58 99L55 101V102H57L58 101ZM109 99V98H108ZM128 99V98H127ZM213 99V98H212ZM243 99V98H242ZM249 99H251V98H249ZM49 100H50V98H49ZM68 100H70L69 98H68ZM139 100V99H138ZM147 100H149L150 101V99L148 98ZM180 100V99H179ZM237 100H238V98H237ZM40 101V100H39ZM132 101V102H131ZM144 101H145V99H144ZM149 101H147V102H149ZM152 101H154V100H152ZM176 101V100H175ZM213 101V100H212ZM242 101H244V100H242ZM109 101H108V104L110 103ZM179 102H182V100L181 101H179ZM224 102V101H223ZM257 102H258V100H257ZM54 103V102H53ZM71 104H72V101L70 102ZM191 103V102H190ZM214 102H212V104H213ZM218 103V102H217ZM231 103V102H230ZM262 103V102H261ZM48 104V103H47ZM50 104V103H49ZM57 104V103H56ZM120 104H121V106H120ZM125 104V105H124ZM137 104V105H136ZM154 104V103H153ZM153 104H150V105H153ZM260 104V103H259ZM44 105V104H43ZM53 105V104H52ZM55 105V104H54ZM70 105V104H69ZM68 105V106H69ZM75 105V104H74ZM112 105V104H111ZM113 105V106H114ZM216 105V104H215ZM239 105H241V104H239ZM246 105V104H245ZM264 105V104H263ZM49 106V105H48ZM57 106V105H56ZM125 106V107H124ZM136 106V107H135ZM142 106V105H141ZM154 107H155V105H153ZM152 106V107H153ZM158 106H159V104H158ZM177 106V105H176ZM175 106V107H176ZM225 107H226V105H224ZM242 106V105H241ZM45 107V106H44ZM50 107V106H49ZM53 107V106H52ZM124 107V108H123ZM151 107V106H150ZM219 107V106H218ZM229 107V106H228ZM252 107V106H251ZM60 108V107H59ZM67 108H69V107H67ZM70 108H72V107H70ZM131 108H134V110L135 111H133L132 112V109ZM149 108V107H148ZM177 108H180V107H177ZM237 108V107H236ZM245 108H246V106H245ZM249 108V107H248ZM51 109V108H50ZM55 109V108H54ZM106 109V108H105ZM186 109V108H185ZM255 109V108H254ZM264 109V108H263ZM159 110V109H158ZM179 110V109H178ZM252 109H250V111H251ZM256 110H258L257 108H256ZM26 111H30V112H32L33 114H38V116H36V117H34L35 115H32V114H30V115H27L25 112ZM157 111V110H156ZM162 111V110H161ZM181 111H182V109H181ZM185 111V110H184ZM202 111V110H201ZM55 112V111H54ZM61 112V111H60ZM137 112H139V111H137ZM213 112V111H212ZM249 112V111H248ZM256 112V111H255ZM258 112V111H257ZM158 113V112H157ZM176 113H177V111H176ZM181 113V112H180ZM185 113V112H184ZM205 113V112H204ZM210 113V112H209ZM207 114V116H209V115H211V114ZM215 113V112H214ZM234 113V112H233ZM243 113V112H242ZM252 113V112H251ZM52 114H54V113H52ZM136 114V113H135ZM156 114V113H155ZM247 114V113H246ZM51 115V114H50ZM199 114L197 113V116H198ZM205 115V114H204ZM214 115V114H213ZM219 115V114H218ZM222 115V114H221ZM249 115V114H248ZM145 116V115H144ZM148 116V115H147ZM150 116V115H149ZM177 116V115H176ZM193 115H191V117H192ZM197 116H196V118H197ZM212 116V115H211ZM243 116H245V115H243ZM257 116V115H256ZM52 117V116H51ZM146 117V116H145ZM153 117V116H152ZM155 117V116H154ZM193 117H195V116H193ZM200 118H202L203 119V116H199ZM198 117V118H199ZM235 117H237L236 115H235ZM247 117V116H246ZM245 117V118H246ZM250 117V116H249ZM100 119L102 118V116L101 117H99ZM99 118H97V120L99 119ZM104 118V117H103ZM133 118V119H132ZM147 119H148V117H146ZM209 118V117H208ZM263 118V117H262ZM58 119V118H57ZM56 119V120H57ZM146 119V120H147ZM155 119V118H154ZM166 119V118H165ZM211 119V118H210ZM242 120L244 119L243 117L241 118ZM51 120V119H50ZM102 120V119H101ZM101 120H100V122H101ZM153 120V119H152ZM184 120V119H183ZM199 120V119H198ZM236 120V119H235ZM240 120V119H239ZM247 120V119H246ZM251 120V119H250ZM258 120V119H257ZM99 121V120H98ZM167 121V120H166ZM178 121V120H177ZM207 121V120H206ZM205 121V122H206ZM210 120L208 119V121L207 122H209ZM213 122H214V120H212ZM223 121V120H222ZM234 121V119L232 120V122ZM241 121V120H240ZM248 121V120H247ZM54 122H55V120H54ZM127 122H129V124L127 123ZM130 122H133V124L132 125H130ZM150 122V121H149ZM169 122V121H168ZM178 122H180V121H178ZM190 122V121H189ZM192 122V121H191ZM194 122V121H193ZM217 122V121H216ZM251 122V121H250ZM264 122V121H263ZM98 123V122H97ZM184 123V122H183ZM198 123H200L199 121H198ZM253 123H255L254 121H253ZM252 123V124H253ZM55 124V123H54ZM98 124H100V123H98ZM203 124V123H202ZM232 124V123H231ZM236 124V123H235ZM234 124V126H236ZM258 124V123H257ZM128 125H130V126H128ZM182 124L181 123H175V128H173V129H176V130H174V132L175 131H177V132H179V133H177L178 135H180V133H182L180 130H182L183 129V127H181V128H179L180 126H181ZM184 125H186V124H184ZM193 125H195V123H190V124H188V126H187V129H189V132L191 133V129H192V131H196V130H193V129H195V128H192L193 127ZM196 125H197V123H196ZM195 125V126H196ZM227 125H229V124H227ZM260 125V124H259ZM12 126V127H11ZM55 126V125H54ZM58 126V125H57ZM96 126H98V125H96ZM205 126V125H204ZM210 126V125H209ZM231 126V125H230ZM232 126H233V124H232ZM245 126V125H244ZM3 127V128H2ZM153 127V126H152ZM200 126H197L196 128H197V130H198V128H199ZM222 127V126H221ZM250 127V126H249ZM254 127V126H253ZM6 128H9V126L8 127H6ZM5 128V129H6ZM155 128V127H154ZM206 128V127H205ZM205 128H203V130L205 129ZM207 128H208V126H207ZM222 128H224V127H222ZM225 128H227V127H225ZM235 128V127H234ZM248 128V127H247ZM258 128V127H257ZM152 129V128H151ZM157 129H158V127H157ZM165 129H166V127H165ZM164 129V130H165ZM200 129L202 130V128L200 127ZM228 129H230V127L229 128H227V130ZM237 129V128H236ZM250 129V128H249ZM11 130L9 131V132H11ZM55 130V129H54ZM153 130V129H152ZM161 130V129H160ZM163 130V131H164ZM225 130V129H224ZM227 130H225L226 131V133H227ZM233 130V129H232ZM255 130V129H254ZM260 131H259V134L257 135V133L256 132H254V134L252 135V137L251 138H249L250 140H251V142H253L252 144H250V148L251 149H249L250 150V152L248 153L249 155H250V158H249V161H247V162H245V160L244 161H241L240 160V162L237 160L236 161V159H232V160H230L229 161V163H228V161H223L222 162V167H224V169H225V172L223 173V174H221V175H217L216 173V171L215 172H213L211 175H214V173L216 174V177L214 178V180L212 181V182H214L213 184H215V186H216V188L214 189V192L212 193V194H210L209 195V193H208V197L209 198H207V197H205V198H207V200H209L210 198L212 199L211 201L213 202V201H215V203H216V205L218 206V209L219 210H217V207H215L216 208V215H217V217L219 216V217H221L223 220H224V223H223V226L220 228V235H221V240H223L224 242L222 243V242H219V244H220V246L222 245V249H221V252H220V254H221V256L219 257H217V256H215V262H213V264H264V215H263V213H262V215L260 214V211H262L263 209H264V128H261V129H259ZM163 131H161V133L160 134H162V132ZM185 130H183V132H184ZM207 131V130H206ZM233 131H235V130H233ZM232 131V132H233ZM246 131V130H245ZM250 131V130H249ZM248 131V132H249ZM188 132V131H187ZM203 132V131H202ZM218 132V131H217ZM223 132V131H222ZM252 132V131H251ZM261 132V133H260ZM8 133V132H7ZM170 133H172V131L170 132ZM229 133H230V131H229ZM228 133V134H229ZM245 133V132H244ZM15 134V133H14ZM167 134V133H166ZM183 134V133H182ZM185 134V133H184ZM193 134V133H192ZM211 134V133H210ZM209 134V135H210ZM251 134V133H250ZM7 136L6 135V133L4 134V133H2V131L0 132V138H1V136ZM80 135V134H79ZM173 135H174V133H173ZM227 134H225V136H226ZM234 135V134H233ZM260 135V136H259ZM2 136V137H3ZM164 136V135H163ZM166 136V135H165ZM190 136V135H189ZM215 136V135H214ZM227 136H229V135H227ZM231 136V135H230ZM241 136V135H240ZM249 136H251V135H249ZM14 137V136H13ZM93 137V136H92ZM160 137V136H159ZM168 137H169V133H168ZM172 137V136H171ZM187 137V136H186ZM233 137V136H232ZM238 137V136H237ZM236 137V138H237ZM5 138V137H4ZM49 138V137H48ZM80 138V137H79ZM82 138V137H81ZM164 138V137H163ZM167 138V137H166ZM173 138H176V137H173ZM196 138H197V136H196ZM199 138V137H198ZM205 138V137H204ZM212 138V137H211ZM214 138V137H213ZM217 138H219L218 137V135L216 136V140H220L221 138H219V139H217ZM229 138L230 137H228V140H229ZM53 139V138H52ZM78 139V138H77ZM145 139V138H144ZM165 139V138H164ZM226 139V138H225ZM238 139V138H237ZM2 140V139H1ZM0 140V141H1ZM15 140H17V139H15ZM127 140V141H126ZM165 140H167V139H165ZM211 140V139H210ZM222 140V139H221ZM232 140V139H231ZM4 141V140H3ZM9 141V140H8ZM158 141H159V139H158ZM169 141V140H168ZM223 141V140H222ZM227 141V140H226ZM5 142V141H4ZM161 142V141H160ZM191 142V141H190ZM211 142V141H210ZM229 142V141H228ZM6 143V142H5ZM8 143V142H7ZM169 143V142H168ZM10 144H14L13 142H11ZM122 144H124V145H122ZM136 144V143H135ZM184 144V143H183ZM233 144V143H232ZM2 145H4V144H1V142H0V179L1 180H8L9 181V179H10V174L13 172V171H9V170H15V169H18L19 168V163L20 162H24V159H23V156H21L22 154H21V152L20 151H18V152H16L15 150V152L17 153V154H15L16 156L15 157H17V159L16 160H18V161H16V162H19V163H16V167H14L13 166V169H12V167H8V166H11V157H13V156H11L10 158H8V159H10L9 161H7V159L5 158V157H8V156H4V154L5 153H7V152H10L11 151V153L13 154V150L10 148V146H9V144H7L8 146L6 147V146H2ZM139 145V144H138ZM156 145V144H155ZM160 145V144H159ZM240 145V144H239ZM248 145V144H247ZM252 145V146H251ZM254 146V147H253ZM122 147H123V149H124V151H122L123 149H122ZM160 147V146H159ZM162 147V146H161ZM193 147H195V146H193ZM212 147H215V146H211V148ZM138 148V147H137ZM152 148V147H151ZM162 148H164V147H162ZM235 148H237V147H235ZM16 149V148H15ZM139 149V148H138ZM165 149V148H164ZM215 148H213L212 150H214ZM246 149V148H245ZM155 150H156V148H155ZM219 150V149H218ZM235 150V149H234ZM161 151H163V150H161ZM216 151V150H215ZM238 151V150H237ZM79 152V151H78ZM131 152V151H130ZM130 152H128V153H130ZM139 152V151H138ZM156 152V151H155ZM167 152V151H166ZM127 153V154H128ZM216 153V152H215ZM227 153V152H226ZM11 154V155H12ZM126 154V155H127ZM163 154H164V152H163ZM230 155V153L228 154V156ZM4 156V157H3ZM9 156H10V153H9ZM101 156H100V158H101ZM128 156V155H127ZM126 156V157H127ZM175 156V155H174ZM234 157H235V154L233 155ZM124 157H125V155H124ZM179 158H181V157H179ZM189 158V157H188ZM231 158V157H230ZM15 159V158H14ZM90 159V158H89ZM225 159V158H224ZM127 161H129L128 160V157H127V159H126ZM229 160V159H228ZM13 161H15V160H13ZM95 161V162H96ZM127 161H125V163H127L128 164V162ZM151 161V160H150ZM217 161V160H216ZM10 162V163H9ZM65 162V161H64ZM70 162V161H69ZM219 162V161H218ZM14 162H12V164H13ZM116 163V164H115ZM164 163L165 164H170L171 162H170V160L169 161H165L164 160ZM228 163V164H227ZM64 164V163H63ZM65 166H66V164H64ZM155 165V164H154ZM171 165V164H170ZM173 165V164H172ZM168 167H169V165H167ZM177 166V165H176ZM213 166V165H212ZM215 166V165H214ZM85 167V166H84ZM101 169H100V168ZM126 167V166H125ZM129 167V166H128ZM165 167V166H164ZM194 167V166H193ZM178 168H179V166H178ZM197 168V167H196ZM199 168V167H198ZM245 168V169H244ZM119 170V171H117L116 172V170ZM147 169V168H146ZM154 169V168H153ZM152 169V170H153ZM202 169H203V167H202ZM207 169V168H206ZM213 169H215V168H213ZM102 170V172H100V171ZM124 170H126V169H124ZM193 170V169H192ZM194 170H196V169H194ZM199 170V169H198ZM219 170V169H218ZM60 171H61V168H60ZM66 171V170H65ZM129 171V170H128ZM9 172V173H8ZM99 172H100V174H99ZM157 172V171H156ZM195 172V171H194ZM193 172V173H194ZM197 172H199V171H196V173L195 174H197ZM202 172V171H201ZM64 173V172H63ZM115 173V174H114ZM126 173V172H125ZM149 173V172H148ZM152 172H150L149 174H151ZM192 173V174H193ZM208 173H210V172H208ZM59 174V173H58ZM64 174H66V172L64 173ZM63 174V175H64ZM149 174H147V175H149ZM200 174V173H199ZM199 174H197V175H199ZM219 174V173H218ZM57 175V174H56ZM122 175V174H121ZM133 175V174H132ZM156 175V174H155ZM155 175H152V176H155ZM210 175V176H211ZM144 176H145V174H144ZM174 176V175H173ZM194 176V175H193ZM200 176V175H199ZM57 178H53L55 181H57V182H55V181H53V182H55V185L54 184H52V185H54L55 187H56V185L58 186V183H59V181H58V179L59 178H61V177H63L62 176V174H59V175H57L56 176ZM98 177V176H97ZM98 177V178H99ZM109 176H107V179H109L108 178ZM122 177H123V175H122ZM140 177V176H139ZM150 177H151V175H150ZM170 177H172V176H170ZM213 177V176H212ZM102 178V177H101ZM101 178H100V180H101ZM149 181H151V183H153V180H155V179H153V178H150L149 179V177H146ZM165 178H167V177H165ZM177 178V177H176ZM175 178V179H176ZM190 178V177H189ZM209 178V177H208ZM153 179V180H152ZM164 179V178H163ZM97 180V179H96ZM100 180H98V181H100ZM103 180V179H102ZM168 180V179H167ZM191 180V179H190ZM209 180V179H208ZM95 181V180H94ZM98 181H96L97 183H99ZM108 181V180H107ZM110 181V180H109ZM109 181H108V183H109ZM130 181V180H129ZM143 181V180H142ZM148 181V182H149ZM95 182V184H94V186L97 184ZM101 182V185L100 186H103L102 185V181H100ZM138 182V181H137ZM141 182V181H140ZM145 182V181H144ZM156 182V181H155ZM155 182H154V184H155ZM206 182V181H205ZM4 183V182H3ZM105 184V186H106V181L104 182ZM147 183V182H146ZM146 183H144L143 185L145 186L146 185ZM160 183V182H159ZM169 183V182H168ZM185 183H186V181H185ZM184 183V184H185ZM100 184V183H99ZM99 184H97L96 185V187H99ZM139 185H140V183H138ZM150 184V183H149ZM166 184V183H165ZM242 185V184H246L245 186H247V187H245V189L244 188H241V187H236V185ZM109 185V184H108ZM125 185V184H124ZM156 185H157V183H156ZM159 185V184H158ZM157 185V186H158ZM235 185V186H234ZM5 186V185H4ZM93 186V185H92ZM161 186V185H160ZM180 186V185H179ZM54 187V188H55ZM124 187V186H123ZM125 187H126V185H125ZM129 187V186H128ZM145 187H149L148 186V183H147V186H145ZM183 187V186H182ZM242 187H244V186H242ZM104 190L106 189V187L104 188V187H102ZM142 188H143V186H142ZM181 188V187H180ZM56 189V188H55ZM99 189H100V187H99ZM99 189H98V191H99ZM140 189H141V187H140ZM144 189H146V190H144V191H146L147 192V190L148 191H150V189H148V188H144ZM193 189H195V188H193ZM204 189H205V187H204ZM207 189H208V187H207ZM93 190H94V188H93ZM101 191L100 192H102V189H100ZM103 190V191H104ZM124 190V189H123ZM142 190V189H141ZM141 190L139 191V192H141ZM206 190V189H205ZM210 189H208V191H209ZM91 192H92V190H90ZM95 191V190H94ZM125 191V190H124ZM197 191V190H196ZM200 191V190H199ZM86 192V191H85ZM90 192V193H91ZM129 192V191H128ZM143 192V191H142ZM141 192V194H148V193H145V192H143L142 193ZM162 192V191H161ZM190 192V191H189ZM202 192V191H201ZM204 193H205V191H203ZM202 192V193H203ZM207 192V191H206ZM210 192V191H209ZM93 193H96V192H93ZM92 193V194H93ZM107 193V192H106ZM130 193V192H129ZM137 193H138V191H137ZM192 193V192H191ZM202 193H200V194H202ZM55 194V193H54ZM75 194V193H74ZM97 194V193H96ZM124 194V193H123ZM157 194V193H156ZM56 195H57V193H56ZM64 195V194H63ZM77 195V194H76ZM83 195V194H82ZM94 195V194H93ZM107 195V194H106ZM138 195V194H137ZM136 195V196H137ZM193 195V194H192ZM53 196H55V195H53ZM59 196H60V193H59ZM95 197H97L96 195H94ZM110 196V195H109ZM108 196V197H109ZM136 196H135V198H136ZM139 196H140V194H139ZM159 196V195H158ZM205 196H207V194L205 195ZM218 196H219V198L220 199H222L220 202H218ZM58 197V196H57ZM61 197V196H60ZM72 197V196H71ZM143 197H144V195H143ZM203 197V196H202ZM56 198V197H55ZM77 198V197H76ZM138 198V197H137ZM190 198V197H189ZM194 198V197H193ZM199 198V197H198ZM93 199V198H92ZM96 198H94V200H95ZM162 199V198H161ZM190 199H192V198H190ZM204 199V198H203ZM203 199H202V202H203ZM219 199V200H220ZM59 200V199H58ZM87 200V199H86ZM101 200H103V198L101 197L100 198V201ZM106 200V199H105ZM189 200V199H188ZM199 200H200V198H199ZM96 201H97V199L95 200V202H93V200H92V202L94 203H92V207H93V205H94V207H95V205L97 206V203H96ZM112 201V200H111ZM114 201V200H113ZM133 201V200H132ZM137 201H138V199H137ZM192 201H194V200H191V202ZM206 201V200H205ZM210 201V202H211ZM261 201H263V202H261ZM99 202V201H98ZM105 202V201H104ZM108 202V201H107ZM118 202V201H117ZM188 202V201H187ZM209 202V203H210ZM62 203V202H61ZM90 203V204H91ZM109 203V202H108ZM134 203V202H133ZM190 203V202H189ZM194 203V202H193ZM204 203V202H203ZM254 203V204H253ZM101 204H102V201H101V203L99 204L98 203V205L99 206H101ZM195 204H198V201H197V203H195ZM205 204H206V202H205ZM210 204H213V203H210ZM59 205V204H58ZM103 205V204H102ZM107 205V204H106ZM116 205V204H115ZM136 205V204H135ZM193 205V204H192ZM221 205H223V206H221ZM255 205H258L259 207H257V210H256V216L258 215V214H260L261 216H259V217H261V219H259V220H256L257 221V230H255V224H254V220H252L253 219V217H254V215L253 214H251V213H249V212H247L246 210L247 209H251V208H254V207H256ZM91 206V205H90ZM208 206H210V205H208ZM119 207V206H118ZM197 207H199V206H197ZM204 207V206H203ZM91 208V207H90ZM89 208V210H87L88 212H90V209ZM143 208V207H142ZM190 208V207H189ZM211 208V207H210ZM214 208V207H213ZM214 208V209H215ZM237 208H239V209H241L242 208V210H240L239 212H242L243 213V215L241 216V218L243 219V221H245V222H242V219H238V213H235V209H237ZM98 209V208H97ZM123 209V208H122ZM106 210H109V209H106ZM117 210V209H116ZM173 210V209H172ZM194 211H195V209H193ZM196 210H197V208H196ZM212 208H211V211H210V209L209 208H207V207H204V209H202L201 211H203V213H204V215H199L200 216V220H198V221H200L199 223H201L202 221H203V223H201L202 225H207V224H209L210 225V217H209V214L211 213L212 214ZM86 211V212H87ZM122 211V210H121ZM124 211V210H123ZM131 211V210H130ZM167 211V210H166ZM197 211H200V209H198ZM200 211V212H201ZM86 212H84L85 214H86V219L88 218V217H90V216H88V215H91L92 214V212H90L89 214H88V212L86 213ZM108 212H110V211H108ZM120 212V211H119ZM141 212V211H140ZM168 212V211H167ZM191 212V211H190ZM207 212V213H206ZM209 212V213H208ZM250 212H252V211H250ZM83 213V214H84ZM127 213V212H126ZM198 213V212H197ZM196 213V214H197ZM202 213V212H201ZM202 213V214H203ZM214 213V212H213ZM88 214V215H87ZM108 214V213H107ZM170 214H171V212H170ZM191 214H192V212H191ZM195 214V215H196ZM210 214V216H212ZM94 215V214H93ZM197 215V216H198ZM92 216V215H91ZM99 216H102V214L101 215H99ZM107 216V215H106ZM110 215L108 214V216L106 217V218H108ZM112 216V215H111ZM114 216V215H113ZM125 216V215H124ZM192 217L194 216V215H191ZM190 216V217H191ZM198 216V217H199ZM82 217H85V216H82ZM104 217H105V215H104ZM104 217H102V218H104ZM198 217H196V219L198 218ZM215 217V216H214ZM91 218V217H90ZM90 218H89V220H90ZM105 218V219H106ZM110 218V217H109ZM107 219V221H109L110 219ZM112 218V217H111ZM120 218V217H119ZM118 218V219H119ZM121 218H124V217H121ZM147 218V217H146ZM216 218V217H215ZM85 219V220H86ZM93 219V218H92ZM94 219H95V217H94ZM99 219H101V218H99ZM117 219V218H116ZM115 219V220H116ZM170 219V218H169ZM190 219V218H189ZM193 219V218H192ZM195 219V218H194ZM214 219V218H213ZM213 219H211V221H213ZM76 220V219H75ZM88 220V219H87ZM98 220V219H97ZM136 221H137V218L135 219ZM172 220V219H171ZM219 220H220V218H219ZM82 221H84L83 219H82ZM104 221V220H103ZM117 221V220H116ZM134 221V220H133ZM198 221H196V223H198ZM255 221V222H256ZM91 222V221H90ZM98 222V221H97ZM97 222H95V223H97ZM101 222H102V220H101ZM101 222H98V223H101ZM178 222V221H177ZM186 221H184V223H185ZM188 222H191V220L190 221H188ZM214 222H216L215 220H214ZM220 222V221H219ZM221 222H223V221H221ZM244 223V225L245 226H241V224L242 223ZM81 223V222H80ZM83 223L84 222H82L81 224L83 225ZM104 223H106V220H105V222ZM103 222H102V225L104 224ZM109 223H110V221H109ZM112 223H113V221H112ZM195 223V222H194ZM194 223H192V224H194ZM199 223H198V225H199ZM213 223V222H212ZM71 224V223H70ZM85 224V223H84ZM87 224V223H86ZM114 224V223H113ZM116 224V223H115ZM121 224V223H120ZM189 224L191 225V223H187L186 225L187 226H189ZM217 224H219V223H217ZM95 225H97V224H95ZM94 225V227L92 228V227H90V228H92L93 230L95 229H97L98 230V228L99 227H101L100 226V224H99V226H97L98 228H96V226ZM112 225V224H111ZM145 225V224H144ZM166 225H168V224H166ZM185 224L183 225V226H186ZM197 225V224H196ZM193 226V227H188L189 229H191V230H195V228H197L198 226ZM233 225H234V227H233ZM75 226V225H74ZM85 226V228H86V225H84ZM113 226V225H112ZM112 226H110V231L109 232H111V228H112ZM139 226V225H138ZM156 226V225H155ZM182 226V225H181ZM186 226V227H187ZM218 226V225H217ZM81 227H83V226H81ZM103 227V226H102ZM105 227H106V225H105ZM105 227H103V228H105ZM109 227V226H108ZM123 227V226H122ZM154 227V226H153ZM202 227V226H201ZM200 227V228H201ZM207 227L208 228H210L208 225H207ZM85 228L83 227V229L84 230H82V231H85ZM89 228V229H90ZM60 229H62V228H60ZM70 229V228H69ZM88 229V231H91V230H89ZM114 229V228H113ZM219 229V228H218ZM86 230H87V228H86ZM92 230V231H93ZM96 230V231H97ZM101 230V229H100ZM100 230H98V231H100ZM105 230V231H104ZM205 230V229H204ZM208 230V229H207ZM81 231V230H80ZM80 231L79 232H77V230H76V232H74L73 233V231H72V234L69 236V234H68V236H66L67 238H65L64 240L66 241V242H64V253H66L64 256H66V257H69L70 255H72L73 256V258H72V260L73 261H71V259L68 261L67 259L68 258H64L63 257V262H62V264L64 263V264H77V262H80V261H84V256L85 255H87L89 258H91V256H89L88 254H83V253H81V254H79L80 253V251H79V253H78V250L80 249V250H85V251H89V249H90V246H92V244H94V245H96V246H98V244H96V243H93L94 242V240H92L93 238L95 239V241H97V243H99V247L101 246L100 245V243H103V240H104V237L102 238V239H100L101 237H100V234H102V233H100V232H98V233H100V234H97L98 235V237H97V240H96V238H95V236H96V234L95 233H97V232H95V233H93L92 235L94 236H89V235H91L90 233H88L89 235H88V238L86 237L87 235H85V237H86V239L84 240V242H83V239H82V237L81 236H79L78 237V235H80L79 233H80ZM81 231V233H82V235L83 234H87L86 233V231L83 233ZM87 231V232H88ZM103 231L106 233V231H107V228H105V229H103ZM188 231V230H187ZM101 232H102V230H101ZM198 232H200V231H198ZM219 232V231H218ZM154 233H156V232H154ZM187 233H189V232H187ZM195 233V232H194ZM194 233L192 234L191 233V231H190V233H189V235H185L186 237L185 238H188L189 237V240L191 239L192 241L194 240V239H197V238H194ZM201 233V232H200ZM206 233V232H205ZM95 234V235H94ZM158 234H159V232H158ZM210 234V233H209ZM214 234V233H213ZM75 235V236H74ZM104 235H106V234H104ZM108 235V234H107ZM139 235V234H138ZM141 235H143V234H141ZM149 235V234H148ZM183 235V234H182ZM202 235V234H201ZM102 236V235H101ZM146 236V235H145ZM171 236V235H170ZM188 236V237H187ZM217 236V235H216ZM224 236V237H223ZM100 237V238H99ZM124 237V236H123ZM182 237V236H181ZM201 237V236H200ZM202 237H204V236H202ZM213 237V236H212ZM64 238V237H63ZM91 238V239H90ZM107 238V237H106ZM108 238H109V236H108ZM184 238V239H185ZM194 238V239H193ZM211 238V237H210ZM214 238H215V235H214ZM81 239V240H80ZM100 239V240H99ZM115 239V238H114ZM174 240L172 241L173 243H172V245H171V249H170V251H168V260H169V263L168 264H179V262H180V260H184V259H186L185 257H187V256H185L184 258L182 257V259H180V257L182 256V251H183V240H180L179 238H177V237H175V238H173ZM182 239V238H181ZM200 239V238H199ZM212 239V238H211ZM92 240V242H90V241ZM98 240H99V242H98ZM107 240V239H106ZM105 240V241H106ZM187 240V239H186ZM189 240H188V242L187 243H189ZM204 240H206V239H204ZM87 241H88V243H87ZM182 241V243H180ZM208 241H210V240H207V242ZM59 242V241H58ZM83 242V243H82ZM90 242V243H89ZM107 242V241H106ZM194 242V241H193ZM206 242V241H205ZM206 242V244H207V246H208V244L210 243H207ZM92 243V244H91ZM182 244L183 246H181L180 244ZM185 243H186V241H185ZM186 243V244H187ZM191 243V242H190ZM190 243L188 244V245H190ZM243 243H244V245H243ZM91 244V245H90ZM104 244V243H103ZM62 245V244H61ZM153 245V244H152ZM166 245V244H165ZM48 246V245H47ZM103 246V245H102ZM101 246V247H102ZM111 246V245H110ZM140 246H141V244H140ZM148 246V245H147ZM170 246V245H169ZM181 246V247H180ZM196 246H197V244H196ZM204 246H205V244H204ZM237 246V247H236ZM86 247H89V248H86ZM149 247V246H148ZM161 247V246H160ZM184 247H186V246H184ZM190 246H188L187 248H189ZM201 247H203V246H201ZM209 247V246H208ZM232 247H236V251H235V255H234V257H235V259L234 260H232L233 258H232V255H233V253L232 254H230V251H229V249L230 248H232ZM35 248V247H34ZM44 248V247H43ZM96 248V247H95ZM94 248V249H95ZM103 248V247H102ZM191 248H192V245H191ZM194 248V247H193ZM193 248H192V250H193ZM198 248V247H197ZM107 249H108V247H107ZM110 249H111V247H110ZM190 249V248H189ZM204 249H206V248H204ZM212 249H213V247H212ZM62 250V249H61ZM91 250H92V247H91ZM102 250V249H101ZM164 250V249H163ZM184 250H185V248H184ZM208 250V249H207ZM95 251V250H94ZM103 251V250H102ZM162 251V250H161ZM186 251V250H185ZM187 251H189V250H187ZM197 251V250H196ZM91 252V251H90ZM89 252V253H90ZM104 252V251H103ZM109 252V251H108ZM184 252V251H183ZM193 252H195V250H193ZM208 252V251H207ZM210 252V251H209ZM208 252V253H209ZM212 252L214 253V251L212 250ZM111 253V252H110ZM138 253H139V251H138ZM163 253V252H162ZM171 253V254H170ZM207 253V254H208ZM211 253V252H210ZM213 253H211L210 255H212ZM218 253V252H217ZM100 254V253H99ZM108 254V253H107ZM114 254V253H113ZM135 254V253H134ZM185 254V252L183 253V255ZM206 254V255H207ZM216 254V253H215ZM102 255V254H101ZM104 255V254H103ZM136 255V254H135ZM217 255V254H216ZM50 256V255H49ZM108 256V255H107ZM131 256H132V254H131ZM159 256V255H158ZM208 256V255H207ZM61 258H62V256H60ZM71 257V256H70ZM86 257V256H85ZM101 257H103V256H101ZM109 257H110V255H109ZM129 257V256H128ZM206 257V256H205ZM209 257H211V256H209ZM99 258H100V256H99ZM145 258V257H144ZM163 258V257H162ZM189 258V257H188ZM196 258H198L199 259V257H197L196 256ZM230 258H232L231 259V261L229 260ZM82 259V260H81ZM91 259H95V258H91ZM101 259V258H100ZM159 260H160V258H158ZM190 260H191V258H189ZM192 259H194V258H192ZM201 259H204V258H202L201 257ZM206 259V262L207 263H209L208 262V260H207V258H205ZM146 260V259H145ZM159 260H157V261H159ZM197 262L200 260H197V259H195ZM90 261V260H89ZM96 261V260H95ZM102 261V260H101ZM116 261V260H115ZM136 261V260H135ZM185 261H188V260H185ZM202 261V260H201ZM201 261H199V263L200 264H206V262L204 261V262H201ZM103 262V261H102ZM150 262V261H149ZM159 263V262H158ZM164 263V262H163ZM193 263V262H192ZM191 263V264H192ZM80 264H81V262H80ZM91 264V263H90ZM100 264V263H99ZM149 264V263H148ZM152 264V263H151ZM156 264H157V262H156ZM195 264V263H194Z\"/></svg>",
  "mask_w": 264,
  "mask_h": 264
},
{
  "label": "clouds",
  "instance_id": "obj_3",
  "mask_svg": "<svg viewBox=\"0 0 264 264\" xmlns=\"http://www.w3.org/2000/svg\"><path fill=\"white\" fill-rule=\"evenodd\" d=\"M43 2H21V0H4L0 6V41L3 42V55L0 63L3 71L10 76L13 67L12 45L18 37H26L31 32L29 24L36 18ZM92 4L93 15L86 22L78 23L73 29L74 34L58 36L55 39L43 38L41 33H35L37 40L50 46H78L90 34V31L103 23L107 18V6L100 0Z\"/></svg>",
  "mask_w": 264,
  "mask_h": 264
}]
</instances>
